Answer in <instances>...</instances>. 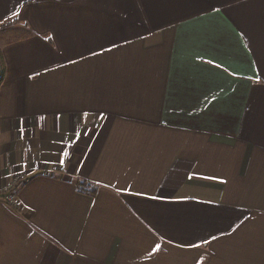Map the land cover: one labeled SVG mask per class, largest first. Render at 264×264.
Wrapping results in <instances>:
<instances>
[{
	"label": "crops",
	"instance_id": "obj_1",
	"mask_svg": "<svg viewBox=\"0 0 264 264\" xmlns=\"http://www.w3.org/2000/svg\"><path fill=\"white\" fill-rule=\"evenodd\" d=\"M35 1L0 0V264H264V0Z\"/></svg>",
	"mask_w": 264,
	"mask_h": 264
},
{
	"label": "trees",
	"instance_id": "obj_2",
	"mask_svg": "<svg viewBox=\"0 0 264 264\" xmlns=\"http://www.w3.org/2000/svg\"><path fill=\"white\" fill-rule=\"evenodd\" d=\"M5 74V66L3 65L1 61V67H0V82L2 81ZM77 191L82 194H88L93 195L95 192H97V188H90L89 183L86 181H79L77 183Z\"/></svg>",
	"mask_w": 264,
	"mask_h": 264
},
{
	"label": "rangeland",
	"instance_id": "obj_3",
	"mask_svg": "<svg viewBox=\"0 0 264 264\" xmlns=\"http://www.w3.org/2000/svg\"><path fill=\"white\" fill-rule=\"evenodd\" d=\"M46 1H47L46 3H48V5L52 4L53 8L59 9L60 0H46ZM42 3H44V0H36L35 1L36 6H39ZM75 3L76 2L74 0H68L67 1L68 7H75ZM263 206H264V204H263ZM261 212L264 213V208L261 209ZM260 216L263 217L264 215H260ZM260 221H261V223L259 225H257L256 227H259L260 232H264V223L262 222L263 220H260ZM255 231H257V228H255Z\"/></svg>",
	"mask_w": 264,
	"mask_h": 264
},
{
	"label": "built area",
	"instance_id": "obj_4",
	"mask_svg": "<svg viewBox=\"0 0 264 264\" xmlns=\"http://www.w3.org/2000/svg\"><path fill=\"white\" fill-rule=\"evenodd\" d=\"M22 176L16 178L11 184H9L5 189H0V197H4L9 203L15 204V200L13 198V190L17 185L18 181L21 179Z\"/></svg>",
	"mask_w": 264,
	"mask_h": 264
},
{
	"label": "snow or ice",
	"instance_id": "obj_5",
	"mask_svg": "<svg viewBox=\"0 0 264 264\" xmlns=\"http://www.w3.org/2000/svg\"><path fill=\"white\" fill-rule=\"evenodd\" d=\"M156 248L158 249L159 248V245H157Z\"/></svg>",
	"mask_w": 264,
	"mask_h": 264
}]
</instances>
